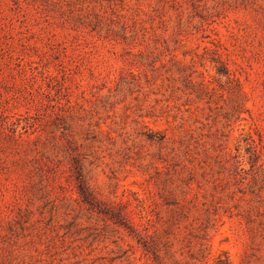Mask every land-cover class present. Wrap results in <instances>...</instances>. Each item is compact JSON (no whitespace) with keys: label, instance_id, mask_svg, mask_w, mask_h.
<instances>
[{"label":"rangeland","instance_id":"rangeland-1","mask_svg":"<svg viewBox=\"0 0 264 264\" xmlns=\"http://www.w3.org/2000/svg\"><path fill=\"white\" fill-rule=\"evenodd\" d=\"M72 2L0 0V264L264 263V0Z\"/></svg>","mask_w":264,"mask_h":264},{"label":"trees","instance_id":"trees-1","mask_svg":"<svg viewBox=\"0 0 264 264\" xmlns=\"http://www.w3.org/2000/svg\"><path fill=\"white\" fill-rule=\"evenodd\" d=\"M66 2V4H72L73 0H63ZM60 10H57V15L62 19V24L67 23L68 26H70L72 29L81 30V28L87 29V32H96L99 37H102L103 39H106L108 41L115 40L118 41L117 36H121L123 39H126L125 33H118L117 31H114L113 27L110 26L108 23L105 22L104 17L99 12H93V17H90V13L85 14L82 12L81 8H75L72 10H65L62 7H59ZM64 26V25H62ZM216 66V70L218 73L224 72L227 76H229V72L222 71L223 63L221 60ZM76 183H77V189L79 194L82 197V200L89 204V205H95L98 201L96 200V197L94 195L93 190L91 189L89 183L87 182V179L84 177L81 169L78 167L76 171ZM99 212L104 213L107 218H109L113 223H117L118 225L125 226L129 231H132V226L128 225L127 223H124L122 221V218H124L121 211H114L109 208L107 209H98ZM5 217L3 215H0V222L4 221ZM251 220L246 219V224L249 231V237H250V245L251 248L258 245L257 238L261 237L264 238L263 233L261 232V229H258V227H254L251 225ZM212 264H230L229 257L225 251H222L218 254V256L215 258L214 262ZM243 264H250L249 261L243 263ZM264 264V263H260Z\"/></svg>","mask_w":264,"mask_h":264}]
</instances>
